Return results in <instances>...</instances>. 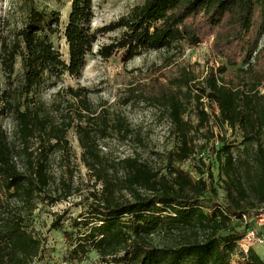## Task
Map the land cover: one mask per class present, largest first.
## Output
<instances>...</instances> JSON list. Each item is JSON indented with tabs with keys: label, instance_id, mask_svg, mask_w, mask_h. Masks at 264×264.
Returning a JSON list of instances; mask_svg holds the SVG:
<instances>
[{
	"label": "trees",
	"instance_id": "obj_1",
	"mask_svg": "<svg viewBox=\"0 0 264 264\" xmlns=\"http://www.w3.org/2000/svg\"><path fill=\"white\" fill-rule=\"evenodd\" d=\"M93 2L72 0L64 32L69 62L52 42L61 23L60 13L40 9L34 0H28L21 24L4 25L0 35V72L5 80L0 90V116L11 118L14 124L11 132L0 126V264L43 260L45 246L30 223L37 203L51 199L53 157L69 148L67 137L72 130L78 137L83 165L95 179L94 187L102 183L104 188L90 194L85 212L66 225L62 224L64 216L53 223L68 244L64 262L76 264L96 253L102 264H233L248 227L242 222L264 205V104L262 98L245 96L234 88L227 68H235L243 60H253L251 68L258 63L263 51L259 46L264 36V0H145L97 31L92 29ZM115 32H121V37L98 52L104 60L123 52L127 64L146 51L181 43L195 48L211 42L214 55L225 62L218 69L222 78L212 71L197 87L198 99L215 103L220 122L238 130L243 138L244 150L237 157L228 148L214 155L224 203L218 200L220 190L210 167L209 173L200 172L194 179L188 170L174 166V162L191 164L198 156L189 144L179 88L157 82L132 92L134 100L168 106L182 134V145L168 175L171 179H157L158 175L136 159L117 161L104 152L102 141L113 133L126 140L130 127L124 116L112 118L107 109L96 106L87 88H67L65 95L59 90L51 104L43 101L44 92L64 75H81L100 33ZM192 81L186 77L175 84L187 87ZM201 113L206 121L208 115ZM121 170L127 172L125 189L132 200H119L118 182L110 178V173ZM140 190L152 194L142 195ZM208 194L214 200H207ZM59 201L52 200L51 205ZM235 219L242 223L239 229L230 227ZM167 226L201 229L205 237L175 247L154 244V235ZM241 255L238 264H264L254 249Z\"/></svg>",
	"mask_w": 264,
	"mask_h": 264
},
{
	"label": "rangeland",
	"instance_id": "obj_2",
	"mask_svg": "<svg viewBox=\"0 0 264 264\" xmlns=\"http://www.w3.org/2000/svg\"><path fill=\"white\" fill-rule=\"evenodd\" d=\"M34 2L40 9L47 8L60 13L61 23L52 37V42L63 60L69 62V49L64 32L71 12L72 0H34ZM144 2L145 0H94L93 31L118 21ZM27 5L28 0H0V35L4 25L15 27L21 24ZM120 37L121 32L100 33L93 53L87 57V66L81 75L78 77L64 75L56 81L55 87L44 92L43 101L48 105L51 104L59 90L65 95L64 90L67 88H87L96 106L107 109L112 118L117 114L124 116L130 127V134L126 140H123L121 135L113 133L109 139L102 141L104 152L117 161L125 158L136 159L152 174L158 175L157 179H161L171 172L172 160H175V154L182 145L183 137L171 119L168 106H162L153 101L134 100L132 92L135 89L139 92L143 85L151 87L157 82L169 88H179V97L185 110L183 119L188 128L189 144L194 149L195 155L204 154L205 157L202 162H198L199 158L194 157L191 164L174 162V166L188 170L194 179L199 178L200 172L209 173L210 167V172H214V185L220 190L218 200L224 203L222 181L217 177L216 163L213 164L217 158L216 156L214 158V155L216 152L223 154V148H228L230 153L237 157L239 152L244 150L243 138L238 130H232L220 122V112L215 103L207 98L198 99L197 87L209 78L212 71L217 77L222 78L218 69L222 68L225 62L214 55L211 42L195 48L181 43L159 51H146L127 64L123 63V52L116 53L108 60L101 58L98 54L99 50ZM259 49L263 51L256 65L251 68L249 65L254 64V61L243 60L237 67L227 68V77L231 78V85L239 92L245 96L262 98L261 101L264 104V36ZM186 77L193 80L189 86H176V81H182ZM4 87L5 80L0 72V90ZM202 111L208 115L206 121ZM0 126L10 132L14 128L12 119L5 116H0ZM67 139L69 148L56 153L53 157L54 183L49 191L51 199L37 203L30 223L34 234L45 246L43 260L37 264H56L55 262L69 264L63 260L68 244L61 230L54 228L53 223L58 216H64L62 224L66 225L71 218H75L80 212H85L86 200L91 197L90 194L94 191L101 192L104 188L102 183L94 187L95 179L83 165L82 150L74 130L69 132ZM262 140L264 144V132ZM109 175L113 181L118 182L116 191L119 200H132V194L125 189L127 188L125 185L127 172L113 171ZM69 193L67 200L61 199ZM140 193L148 196L152 194L145 190H140ZM209 198L212 199L213 195L208 194L207 200ZM57 199L60 201L51 205V201ZM205 212L208 213L207 209ZM242 223L244 224L245 220ZM242 223L235 219L232 220L230 227L239 229L238 226ZM204 237L201 229L192 230V228L181 227L176 230L167 226L154 235L152 242L158 246L175 247L196 240L201 241ZM254 250L264 258V247ZM242 252L247 254L246 248L239 243L232 258L233 264H238L242 258ZM76 264L102 263L96 253H91Z\"/></svg>",
	"mask_w": 264,
	"mask_h": 264
},
{
	"label": "built area",
	"instance_id": "obj_3",
	"mask_svg": "<svg viewBox=\"0 0 264 264\" xmlns=\"http://www.w3.org/2000/svg\"><path fill=\"white\" fill-rule=\"evenodd\" d=\"M199 159H203L204 154H198ZM248 227L246 228L245 235L240 242L243 248H246V253L250 249L264 247V205L254 213L250 219L245 218Z\"/></svg>",
	"mask_w": 264,
	"mask_h": 264
}]
</instances>
